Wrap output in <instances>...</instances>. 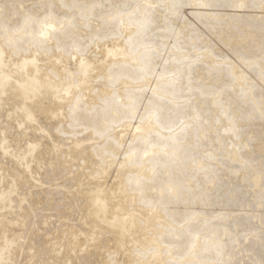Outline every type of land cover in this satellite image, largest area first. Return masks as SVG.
Here are the masks:
<instances>
[{"label":"bare ground","instance_id":"1","mask_svg":"<svg viewBox=\"0 0 264 264\" xmlns=\"http://www.w3.org/2000/svg\"><path fill=\"white\" fill-rule=\"evenodd\" d=\"M0 264H264V0H0Z\"/></svg>","mask_w":264,"mask_h":264},{"label":"rangeland","instance_id":"2","mask_svg":"<svg viewBox=\"0 0 264 264\" xmlns=\"http://www.w3.org/2000/svg\"><path fill=\"white\" fill-rule=\"evenodd\" d=\"M185 11L187 12L188 16L191 17L190 14H189V12H188L189 9H185ZM226 51H227V50H226Z\"/></svg>","mask_w":264,"mask_h":264}]
</instances>
